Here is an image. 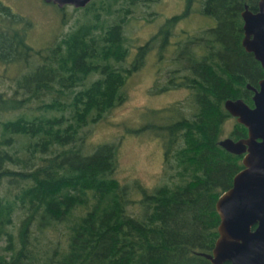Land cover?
Segmentation results:
<instances>
[{
    "label": "trees",
    "instance_id": "obj_1",
    "mask_svg": "<svg viewBox=\"0 0 264 264\" xmlns=\"http://www.w3.org/2000/svg\"><path fill=\"white\" fill-rule=\"evenodd\" d=\"M138 1L74 7L82 15L71 29L39 47L28 41L31 21L0 2V264H212L203 254L218 236L215 202L242 168L240 155L219 144L227 120L234 121L227 137L246 136L224 102L251 106L246 85L264 77L240 44L239 13L244 3L254 10L255 0H203L214 25L174 35L191 10L185 0L183 11L135 45L125 25L159 15H136ZM151 53L153 91L184 88L192 110L185 114L186 100L178 102L136 129L162 145L160 182L147 187L121 183L117 146L89 134L125 100L127 79ZM169 58L174 67L163 83Z\"/></svg>",
    "mask_w": 264,
    "mask_h": 264
},
{
    "label": "rangeland",
    "instance_id": "obj_2",
    "mask_svg": "<svg viewBox=\"0 0 264 264\" xmlns=\"http://www.w3.org/2000/svg\"><path fill=\"white\" fill-rule=\"evenodd\" d=\"M202 1L191 0V12L187 15L188 17L185 16L178 21L174 27V35L181 29L195 32L214 25L212 17L202 14ZM0 2L31 21L28 41L34 47H39L55 36L70 30L75 20L82 15L81 11H74L72 6H67L63 12L56 5L47 4L43 0H0ZM184 6L185 0H157L150 6L147 1L139 0L133 6L134 13L138 15L143 10H153L159 13L158 19L148 24L143 19L139 21V18L134 20L132 17L131 22L125 25L126 35H132L135 38V45L141 44L157 31L160 24L171 16L179 14ZM177 39L175 36V40ZM171 40L174 41V38ZM151 55L152 53L145 65L127 79L125 100L111 109L102 121L93 125L89 134L90 141L93 143L106 141L117 146L118 167L115 176L121 183L137 179L147 187H154L160 182V175L163 173L162 145L151 132L147 130L136 132V129L141 128L146 121L153 120L157 116L155 110H162L178 102L186 100L185 114H189L192 110L187 102L189 91L184 88L170 89L162 93L153 91L156 74L153 68L154 63L152 66L154 55ZM171 55L167 54V57ZM171 60L170 58L166 60L164 72L160 74V81L163 83L167 78L166 71L174 67ZM7 74L10 75V71ZM0 79L3 80V78ZM8 84L5 81L3 88H6ZM0 90L2 91L1 83ZM156 118L154 120H157ZM233 122L231 118L227 120L223 137L227 136ZM137 196L133 194V198ZM128 209L130 212L138 211L136 205L129 206Z\"/></svg>",
    "mask_w": 264,
    "mask_h": 264
},
{
    "label": "water",
    "instance_id": "obj_3",
    "mask_svg": "<svg viewBox=\"0 0 264 264\" xmlns=\"http://www.w3.org/2000/svg\"><path fill=\"white\" fill-rule=\"evenodd\" d=\"M91 0H43L59 8L84 7ZM240 44L264 69V0L256 11L246 4L239 13ZM251 91L249 106L242 99H226L224 108L246 130L238 139L223 137L219 144L229 153L241 155L242 168L232 177L231 185L215 202L219 217L218 236L209 254L212 264H264V78Z\"/></svg>",
    "mask_w": 264,
    "mask_h": 264
},
{
    "label": "flooded vegetation",
    "instance_id": "obj_4",
    "mask_svg": "<svg viewBox=\"0 0 264 264\" xmlns=\"http://www.w3.org/2000/svg\"><path fill=\"white\" fill-rule=\"evenodd\" d=\"M257 1L258 0H255L254 2V10H251L250 8H249V6H248V4L247 3H244V4H246L247 5V7L251 10V11H256V9H257ZM191 4V3H190ZM201 4H202V2H201ZM192 5V4H191ZM185 7V6H184ZM242 8H243V6H242ZM201 9H202V6H201ZM184 10V8L183 9H181V11H183ZM191 12V10H189V13ZM188 13V14H189ZM264 78V77H263ZM262 79V78H261ZM254 87H257V84H256V86H254ZM240 158H241V155H240Z\"/></svg>",
    "mask_w": 264,
    "mask_h": 264
}]
</instances>
